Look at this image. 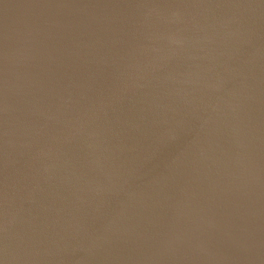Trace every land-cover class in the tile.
Returning <instances> with one entry per match:
<instances>
[{
  "label": "water",
  "instance_id": "95a60500",
  "mask_svg": "<svg viewBox=\"0 0 264 264\" xmlns=\"http://www.w3.org/2000/svg\"><path fill=\"white\" fill-rule=\"evenodd\" d=\"M0 264H264V0H0Z\"/></svg>",
  "mask_w": 264,
  "mask_h": 264
},
{
  "label": "bare ground",
  "instance_id": "6f19581e",
  "mask_svg": "<svg viewBox=\"0 0 264 264\" xmlns=\"http://www.w3.org/2000/svg\"><path fill=\"white\" fill-rule=\"evenodd\" d=\"M12 51L15 52L16 56H19L20 54L23 53V48H22V46H21V47H18V45H16V46H15V49L12 50Z\"/></svg>",
  "mask_w": 264,
  "mask_h": 264
}]
</instances>
